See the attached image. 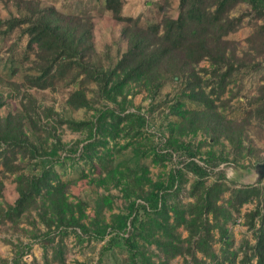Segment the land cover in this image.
<instances>
[{"label":"trees","instance_id":"16d2710c","mask_svg":"<svg viewBox=\"0 0 264 264\" xmlns=\"http://www.w3.org/2000/svg\"><path fill=\"white\" fill-rule=\"evenodd\" d=\"M103 2L114 19L125 22L121 30L123 37L142 31L112 66L94 60L97 51L90 17L43 5L41 0H16L19 15L10 18L7 30L19 28L22 34L33 31L30 43L36 46V71L26 76L28 81L44 82L37 85L39 89L78 82L80 87L66 92V104L72 109H95L96 113L93 118L71 119L54 107L37 105L32 98H28L32 100L31 112L24 109L25 112L0 113V165L3 167L0 169V225L33 239L41 238L45 249L42 264L64 263L63 237L70 232L96 240L107 239L100 251V264H103V254L117 245L124 246L128 252L125 264H172L178 256L186 264H264V188L258 184L238 186L229 182L221 168L228 160L224 154L211 150L202 157L204 141L195 143L183 138L201 131L212 143L226 139L235 161L244 154L248 117L230 119L219 111L215 101L225 92L226 86L219 84L226 69L248 65L257 69L262 64L258 58L264 57V0H179L177 17L163 16L145 24L141 16L122 14L123 0ZM241 2L249 4V12L231 15ZM250 13L263 22L246 37L247 50L240 55L238 42L229 36L242 27L245 16ZM203 60L210 63L202 69L211 75L206 83L210 90L202 85L198 72ZM168 80L180 81L182 89L181 96L170 105V114L177 119L168 126L170 135L163 142V149L176 163L167 179L154 184L141 203L137 201V195L144 192L141 185L110 171L113 150L107 144L115 141L117 145L121 137L139 135L149 122L142 107L130 111L125 105L129 88L134 85L156 96ZM86 81L96 82V97H88ZM260 94L264 97V84ZM120 96L122 101L118 100ZM184 96L200 107L187 106L181 98ZM102 98L115 105L96 107L95 102ZM2 102L0 98V108ZM263 112L264 103L249 111L251 115ZM43 118L49 121L45 123ZM32 119L39 130L28 132L26 122L32 123ZM63 124L86 132L87 136L69 145L58 133ZM50 138L51 142L47 143ZM130 144L126 140L121 147ZM20 155L50 158V162L38 172L16 175L14 181L23 189L13 202H8L1 177L6 176ZM68 158L89 164L91 170L80 169L83 178L101 166L105 175L99 176V183L113 182L120 187L129 201L128 211L113 212L110 220L99 215L89 217L80 203L70 199L68 187L76 180L63 179L56 169ZM187 182H190L189 189L185 186ZM186 195L193 197V201L184 202ZM50 201L63 210L65 222L42 231L38 224L56 217L49 207ZM254 202V208L243 213L254 241L244 239L239 247L231 250L234 244L228 224L237 223L243 205ZM109 207L113 208L111 204ZM24 218L33 226L31 229L20 225ZM182 230L187 231L186 236ZM58 236L60 239L56 241ZM218 240L224 243L219 251L214 246ZM30 245L19 237L14 257H0V264H40L36 258L32 262L24 259L23 252ZM49 248L53 250L51 255Z\"/></svg>","mask_w":264,"mask_h":264},{"label":"rangeland","instance_id":"374dc122","mask_svg":"<svg viewBox=\"0 0 264 264\" xmlns=\"http://www.w3.org/2000/svg\"><path fill=\"white\" fill-rule=\"evenodd\" d=\"M43 5H53L56 8L67 12L81 14L82 17H90L92 21L93 42L96 48L95 61L105 65L112 66L117 61L120 53L127 51L128 47L138 39L142 31H137L127 38L123 37L121 30L125 22H119L113 18L112 12L105 9L103 0H41ZM123 15L141 16L143 24L159 20L163 16L177 17L179 13V0H123ZM250 6L247 2H241L231 12V15H239L244 11L249 12ZM19 15V10L16 6V0H0V98L3 99L0 113L2 115L8 112H17L32 107L31 101L28 98L35 99V103L54 107L64 117L71 119H87L93 118L96 110L88 108L72 109L66 104L67 91L81 86L80 83H70L68 85H59L53 89L46 86L39 89L40 85L36 81L34 84L28 81L27 75L33 74L36 69L34 66L36 46L30 43L29 31L22 34L21 29L17 28L14 31H8V23L12 16ZM263 22V19L254 17L253 14L245 16L242 27L231 33L229 38L238 42V52L241 55L247 50L248 43L246 37L249 36L255 29L258 23ZM29 55L27 59L26 56ZM258 60L262 63L257 69H252L251 66L238 69L237 66L230 67L225 70V74L220 79V86L225 87V92L215 102L219 107V111L223 112L228 118L233 120H242L248 117L246 125V136L244 137V145L246 150L238 158V162L234 160V152L231 144L222 139L220 143H212L201 131L190 133L183 136L186 140H192L195 143L204 141L202 146V157H206L211 150L217 154L222 153L227 157V161L223 162L221 168L226 172L229 182L241 184H258L264 188V177H260L256 168V164L264 162V112L260 115H251L249 111L261 106L264 103V97L260 96L261 85L264 84V57H259ZM210 63L208 60H203L198 65V72L202 76V85L210 90V85H206L211 75L203 68H208ZM233 74L232 76H230ZM87 88V95L90 98L96 97L95 81H86L84 83ZM127 102L125 105L130 111H135L137 107H142V111L147 113L149 122L147 126L142 128L139 135H128L126 138L121 137L116 145L115 141H110L107 147L112 151V173L136 182L141 185L143 191L137 195V201L143 203L144 196L152 191L153 185L167 179L168 172L176 163L175 158L170 156L163 149V142L169 137L170 132L168 126L177 118L174 114H170V105L181 96L182 89L180 81L168 80L161 87L156 96H152L146 90H138L137 86L132 85L129 88ZM252 102L254 98H259ZM191 108H199L198 103L190 101L188 97H181ZM121 96L118 97L119 101ZM226 100H228L226 102ZM226 103H225V102ZM33 103V102H32ZM223 103V104H222ZM113 106V102L106 98H102L95 102L96 107ZM33 116V115H31ZM33 122H26V129L29 132L32 129L39 130V126ZM47 118H43V122H47ZM32 132V131H30ZM62 140L71 145L75 141H83L87 136L86 132L72 130L63 124L58 128ZM164 136H163V135ZM207 139V140H206ZM48 140L47 143L51 142ZM131 141V144L126 148L121 145L125 141ZM106 148V147H105ZM247 149L249 150L247 152ZM177 158V156H176ZM50 162V158H30L29 156H19L18 159L11 164V169L6 171V176L1 177L3 182L4 198L8 202H13L22 186H18L14 181L16 175L21 172L34 173L41 170L44 165ZM81 167L85 170H91L89 164H85L83 160L70 159L66 160L64 165H57L56 169L61 174L63 179L72 178L76 181L68 187V193L71 200L80 203L86 210L89 217L99 215L107 220H110L113 212L128 211L126 206L128 200L123 195L120 187L113 182L100 184V177L105 175L102 167L99 166L95 171L90 172V176L81 177ZM3 167L0 165V169ZM186 189H189L190 182L186 183ZM142 195V197H141ZM135 196V195H134ZM227 196V194H226ZM133 196H131V199ZM109 204L106 202V200ZM184 202H192L193 197L184 196ZM113 207L112 209L109 205ZM254 203L244 204L239 213L237 223H229V232L233 240V247L236 249L242 244L244 239L254 241L252 230L244 222L243 211L254 208ZM49 207L52 212L56 213L55 218H49L47 223H39L38 228L45 231L48 227L57 228L64 225L65 214L59 212V208L54 201L49 202ZM89 220V218H87ZM21 226L31 229L27 218H24ZM183 235H187L186 230H182ZM30 243L31 245L25 248L23 252L24 259L32 262L36 258L37 262L42 264L44 257V247L40 243V239H33L28 235H23L21 232L14 230L7 225H0V257L9 259L14 257V253L18 249L16 244L18 238ZM58 236L56 241H58ZM218 238V237H217ZM107 239L96 240L87 236H80L75 232H70L63 237L64 263L54 262V264H100V251ZM224 245L223 242L217 241L215 248L217 251ZM52 248H49V254L52 253ZM128 252L124 246H113L102 256L103 264H125ZM172 264H186L183 257L178 256Z\"/></svg>","mask_w":264,"mask_h":264},{"label":"water","instance_id":"95a60500","mask_svg":"<svg viewBox=\"0 0 264 264\" xmlns=\"http://www.w3.org/2000/svg\"><path fill=\"white\" fill-rule=\"evenodd\" d=\"M257 171L260 177H264V162H260L256 164Z\"/></svg>","mask_w":264,"mask_h":264},{"label":"crops","instance_id":"0c3cea01","mask_svg":"<svg viewBox=\"0 0 264 264\" xmlns=\"http://www.w3.org/2000/svg\"><path fill=\"white\" fill-rule=\"evenodd\" d=\"M247 204V203H246ZM247 211V210H246ZM243 212H245V211H243Z\"/></svg>","mask_w":264,"mask_h":264}]
</instances>
